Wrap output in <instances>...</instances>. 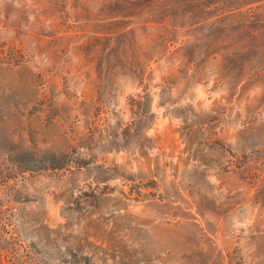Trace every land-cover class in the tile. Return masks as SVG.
I'll use <instances>...</instances> for the list:
<instances>
[{
    "label": "rangeland",
    "instance_id": "1",
    "mask_svg": "<svg viewBox=\"0 0 264 264\" xmlns=\"http://www.w3.org/2000/svg\"><path fill=\"white\" fill-rule=\"evenodd\" d=\"M0 264H264V0H0Z\"/></svg>",
    "mask_w": 264,
    "mask_h": 264
},
{
    "label": "trees",
    "instance_id": "2",
    "mask_svg": "<svg viewBox=\"0 0 264 264\" xmlns=\"http://www.w3.org/2000/svg\"><path fill=\"white\" fill-rule=\"evenodd\" d=\"M5 160L8 161L9 163L12 161L14 165L20 166L21 168L26 169V170L31 169L29 168L31 167L29 165H34L35 163H39L36 160H14V159H11L10 156L6 157ZM52 161L54 160L46 159V160H43L42 162H52Z\"/></svg>",
    "mask_w": 264,
    "mask_h": 264
}]
</instances>
